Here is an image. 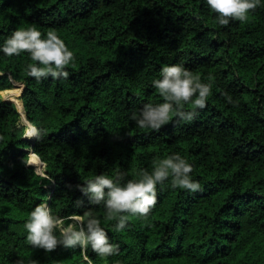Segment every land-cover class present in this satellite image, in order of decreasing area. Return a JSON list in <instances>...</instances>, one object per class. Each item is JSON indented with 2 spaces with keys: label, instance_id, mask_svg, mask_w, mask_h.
<instances>
[{
  "label": "trees",
  "instance_id": "16d2710c",
  "mask_svg": "<svg viewBox=\"0 0 264 264\" xmlns=\"http://www.w3.org/2000/svg\"><path fill=\"white\" fill-rule=\"evenodd\" d=\"M215 16L207 0H0V42L36 23L74 52L67 78L40 80L27 50L0 53V93L11 101L0 98V264H87L79 246L27 240L42 200L61 215L101 217L119 250L104 258L89 246L94 264H264V3L228 25ZM175 63L212 84L206 107L140 128L132 111L163 100L151 81ZM172 152L193 164L200 189L168 178L150 213L129 214L123 230L79 187L100 173L137 179Z\"/></svg>",
  "mask_w": 264,
  "mask_h": 264
},
{
  "label": "clouds",
  "instance_id": "9594fccd",
  "mask_svg": "<svg viewBox=\"0 0 264 264\" xmlns=\"http://www.w3.org/2000/svg\"><path fill=\"white\" fill-rule=\"evenodd\" d=\"M264 0H207L216 13L215 20L220 25H228L230 20L247 18L249 10L255 9ZM27 50L31 61L27 65L28 74L37 80L51 75L53 78H67L66 69L74 58V52L55 30L43 35L40 27L32 23L27 27L13 29L11 34L0 42V53L6 56L20 55ZM163 97L161 102H145L138 110L132 111L131 120L140 128L160 129L179 116L191 121L198 115V109L206 107L212 84L205 82L184 64H164L158 77L151 81ZM231 102L230 95L225 93ZM191 104V110L185 105ZM41 129L35 124L31 135L40 137ZM193 164L179 152L153 161L151 170L141 169L139 178L122 181V173L115 177L100 173L79 185L81 191L90 194V203L103 205L107 219H116L114 228L123 230L129 214L146 217L157 201V185H163L171 178L172 187L192 191L200 189V181L191 175ZM25 221L27 240L38 248L51 251L58 245L79 246L87 264H94L87 254L91 248L101 257L107 258L119 250V244L110 240L108 231L102 226V219L94 209L81 213L58 214L53 211L48 200L36 204ZM31 264H37L32 261Z\"/></svg>",
  "mask_w": 264,
  "mask_h": 264
},
{
  "label": "rangeland",
  "instance_id": "374dc122",
  "mask_svg": "<svg viewBox=\"0 0 264 264\" xmlns=\"http://www.w3.org/2000/svg\"><path fill=\"white\" fill-rule=\"evenodd\" d=\"M10 90H15V92H17L18 96H19V99H20V95H21V91H22V88L21 87H18V86H15L13 88H11ZM0 98L4 99V100H9L8 99V95H2L0 93ZM24 118H25V113H24ZM22 117V115L20 114V120L23 124L26 123L25 119Z\"/></svg>",
  "mask_w": 264,
  "mask_h": 264
},
{
  "label": "water",
  "instance_id": "95a60500",
  "mask_svg": "<svg viewBox=\"0 0 264 264\" xmlns=\"http://www.w3.org/2000/svg\"><path fill=\"white\" fill-rule=\"evenodd\" d=\"M6 101H9V102H11L10 100H6ZM18 112H19V111H18ZM25 121H26V123H28V122H27V119H26V117H25Z\"/></svg>",
  "mask_w": 264,
  "mask_h": 264
}]
</instances>
